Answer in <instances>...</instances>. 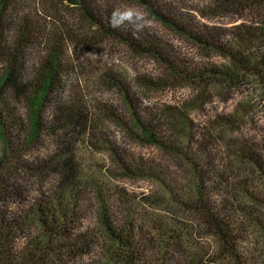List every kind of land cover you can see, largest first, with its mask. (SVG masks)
I'll list each match as a JSON object with an SVG mask.
<instances>
[{
  "label": "rangeland",
  "instance_id": "1",
  "mask_svg": "<svg viewBox=\"0 0 264 264\" xmlns=\"http://www.w3.org/2000/svg\"><path fill=\"white\" fill-rule=\"evenodd\" d=\"M25 1L29 8L25 12L35 16L30 10L33 7L30 0ZM104 1L108 5L112 0ZM104 1L98 0V3L105 5ZM114 1L118 3L116 8L120 7L116 13L119 22L133 30L148 28L163 47L178 53L195 67L228 64L223 57L197 47L185 36L161 25L135 0ZM152 1L178 19L203 26L264 23V0L251 1L239 14L224 15L218 10L216 16L209 12L215 6L210 0ZM77 13L71 8L59 12L75 29L78 39L93 38L90 26L81 19L74 22ZM40 15L47 27L50 16L43 8ZM98 39L101 44L91 48L80 44L77 51L69 52L76 66L63 74L59 84L66 105L76 110L81 108L92 127L70 134L63 147L54 140L63 133L62 129L57 134L44 132L53 115L47 109L42 111L43 128L38 141L28 145L30 130L25 119V103L10 102L24 124L19 137L11 131L7 134L8 141L0 137V155L5 148L9 159L5 171L13 173V183L30 197L44 194L48 199L53 198L60 174L53 169L36 170V163L45 157L51 162L68 157L76 177L60 189L61 194H73L70 201L65 200V205L77 213V225L87 226L104 243L106 236L100 224L102 210L116 224L136 220L145 234L156 237L160 243L174 240L180 244L175 249L181 250L187 264H232L202 215L183 204L196 200L199 185L210 201L227 204L237 217L242 229L237 243L239 254L251 264H264V180L254 160L246 157L258 155L264 162L263 87L253 81L240 88L211 83L203 90L173 82L156 59L136 55L118 41L97 36ZM250 50L264 53V40ZM45 53L41 46L35 49L30 46L23 51L30 70L40 68ZM119 79H125L122 85L117 83ZM124 91L143 111L156 115L161 122V126H154L156 137L177 147V152L168 155L157 146L136 141L129 135L132 122ZM116 116L123 118L124 125L117 122ZM132 157L141 165L153 164L152 176L124 174L120 159ZM187 157L194 161V166ZM203 160L209 171L206 177L199 164ZM245 179L243 188L241 182ZM3 182H7L4 175ZM161 225L170 231L161 233L157 230ZM171 235L178 237L172 240Z\"/></svg>",
  "mask_w": 264,
  "mask_h": 264
},
{
  "label": "trees",
  "instance_id": "2",
  "mask_svg": "<svg viewBox=\"0 0 264 264\" xmlns=\"http://www.w3.org/2000/svg\"><path fill=\"white\" fill-rule=\"evenodd\" d=\"M135 1L161 25L185 36L197 47L223 57L228 64L195 67L178 53L163 47L148 28L142 26L133 30L119 22L116 13L120 7L116 8L118 3L114 0L109 1L108 5L106 1L105 5H101L98 0H30L33 6L30 10L35 16L25 12L29 9L25 0H0V137L4 141H8L9 131L19 137L24 126L21 116L14 107L11 108L10 102L25 103V119L30 130L28 145L38 141L43 128L42 111L47 109L48 114L53 112V115L48 119L50 125L44 128V132L57 134L62 129L63 133L54 139L58 145L64 147L70 134L92 127L81 108L76 110L66 105L59 84L63 74L72 71L73 65L76 66L69 52L77 51L80 44L89 48L101 44V39L96 40L97 36L123 43L136 55L156 59L173 82L206 90L211 83L214 86L240 88L253 81L258 82L264 91V53L250 50L264 40V23L203 26L194 21L178 19L152 0ZM210 1L215 6L209 12L216 16L218 10L224 15L229 12L239 14V10L244 6L249 7L251 1L259 0ZM41 8L50 16L46 20L47 27L40 15ZM69 8L78 11V18L74 22L81 19L92 28L93 38L78 39L72 25L59 14L61 9L67 11ZM123 13L122 8L120 14ZM30 46L34 49L41 46L46 50L39 69L30 70L25 62L23 51ZM123 80L119 79L117 83L122 85ZM124 95L132 122L129 135L136 141L157 146L168 155L177 152V147L156 137L154 126H161L156 115L143 111L126 91ZM118 118L117 122L124 125L123 118ZM125 129L128 131V126ZM5 145L8 146L7 142ZM6 152L3 148L0 155V264H187L181 250L175 249L180 246L173 242L178 235H171L172 242L160 243L156 237L145 234L136 220L116 224L108 212L102 210L100 224L106 243L87 226L77 225V213L65 205V200L70 201L73 194L60 193L63 185L76 177L68 157L61 162H51L50 158L45 157L36 163V170L53 169L60 174L54 186L56 196L48 199L44 194L30 197L13 183V173L5 171L9 160ZM246 157L254 160L264 180V162L260 156L250 154ZM187 159L194 162L190 157ZM120 163L124 174L144 173L152 176L150 169L153 164L141 165L133 157L122 158ZM199 164L201 173L206 177L209 173L206 160ZM209 168H212L211 164ZM3 175L7 177V182H3ZM245 183L246 179L241 182V187L244 188ZM196 195L195 201L183 204L195 208L202 215L232 264H251L239 254L237 243L242 229L228 205L210 201L199 185ZM157 230L164 234L170 231L164 225Z\"/></svg>",
  "mask_w": 264,
  "mask_h": 264
}]
</instances>
